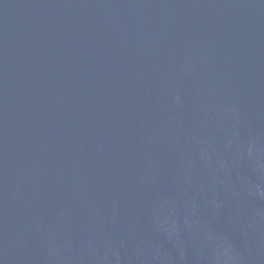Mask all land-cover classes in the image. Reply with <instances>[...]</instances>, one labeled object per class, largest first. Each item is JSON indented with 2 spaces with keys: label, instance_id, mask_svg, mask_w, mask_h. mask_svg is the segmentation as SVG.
I'll return each mask as SVG.
<instances>
[{
  "label": "water",
  "instance_id": "1",
  "mask_svg": "<svg viewBox=\"0 0 264 264\" xmlns=\"http://www.w3.org/2000/svg\"><path fill=\"white\" fill-rule=\"evenodd\" d=\"M0 264H264V0H0Z\"/></svg>",
  "mask_w": 264,
  "mask_h": 264
}]
</instances>
